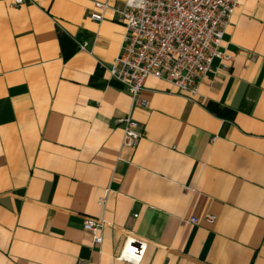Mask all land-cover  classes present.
Wrapping results in <instances>:
<instances>
[{"label": "crops", "instance_id": "1", "mask_svg": "<svg viewBox=\"0 0 264 264\" xmlns=\"http://www.w3.org/2000/svg\"><path fill=\"white\" fill-rule=\"evenodd\" d=\"M120 1L0 0V264H124L125 236L137 264H264V0H237L228 70L191 102L144 80L130 149L113 125L128 97L105 73L121 25L86 18ZM82 218L103 222L96 248Z\"/></svg>", "mask_w": 264, "mask_h": 264}, {"label": "built area", "instance_id": "2", "mask_svg": "<svg viewBox=\"0 0 264 264\" xmlns=\"http://www.w3.org/2000/svg\"><path fill=\"white\" fill-rule=\"evenodd\" d=\"M6 1L8 9L26 2ZM236 5L237 0H121L119 6L91 5L96 13L87 15L89 22L97 23L101 14L108 13L122 29L116 53L105 70L108 81L128 97L126 113L113 121L119 131L120 147L130 149L142 138L128 113L145 108L138 98L145 79L161 83L173 91L172 95L191 102L206 76L227 72L232 57L220 49V39ZM73 46L76 52L84 53L86 42ZM102 204L97 200L94 206L100 209ZM212 220L208 216L199 219L204 225H210ZM197 222L194 218L184 221L189 226ZM101 227L99 218L80 219L79 231L90 247H97ZM261 246L264 248V243ZM143 247L142 242L125 236L112 260L137 264Z\"/></svg>", "mask_w": 264, "mask_h": 264}, {"label": "trees", "instance_id": "3", "mask_svg": "<svg viewBox=\"0 0 264 264\" xmlns=\"http://www.w3.org/2000/svg\"><path fill=\"white\" fill-rule=\"evenodd\" d=\"M62 39H61V37L60 36H58V41H61Z\"/></svg>", "mask_w": 264, "mask_h": 264}]
</instances>
